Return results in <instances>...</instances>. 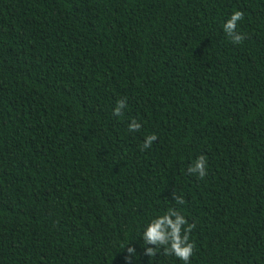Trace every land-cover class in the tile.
Instances as JSON below:
<instances>
[{
    "label": "trees",
    "instance_id": "obj_1",
    "mask_svg": "<svg viewBox=\"0 0 264 264\" xmlns=\"http://www.w3.org/2000/svg\"><path fill=\"white\" fill-rule=\"evenodd\" d=\"M170 211L264 264V0H0V264H184Z\"/></svg>",
    "mask_w": 264,
    "mask_h": 264
},
{
    "label": "clouds",
    "instance_id": "obj_2",
    "mask_svg": "<svg viewBox=\"0 0 264 264\" xmlns=\"http://www.w3.org/2000/svg\"><path fill=\"white\" fill-rule=\"evenodd\" d=\"M241 18V13L235 12L228 22L224 24V27L231 33L233 26ZM236 39H239V37H236ZM124 107L125 102L121 101L115 109L116 113L120 114L121 109ZM133 127H139V125H134ZM155 139V135H147L148 143L144 144L143 147L148 148ZM188 170L193 174H197L200 178H204L207 171L206 157L201 155L196 158L194 164ZM171 217H175V219L173 220ZM186 225L185 217L177 211H170V214L166 212L163 215L156 216L142 230L144 244L163 245L166 252L174 254L184 264H189V259L193 253V244L189 242L188 235L191 225ZM127 252L126 262L131 264L132 259L137 255L136 249L128 247ZM153 252L154 249L147 248V253L150 256Z\"/></svg>",
    "mask_w": 264,
    "mask_h": 264
}]
</instances>
